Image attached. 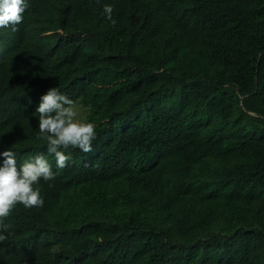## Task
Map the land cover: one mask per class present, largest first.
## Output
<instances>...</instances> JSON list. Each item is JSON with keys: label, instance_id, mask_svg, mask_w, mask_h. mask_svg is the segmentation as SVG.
Instances as JSON below:
<instances>
[{"label": "trees", "instance_id": "1", "mask_svg": "<svg viewBox=\"0 0 264 264\" xmlns=\"http://www.w3.org/2000/svg\"><path fill=\"white\" fill-rule=\"evenodd\" d=\"M113 5L117 23L102 15ZM0 30V151L38 153L49 88L96 126L0 264H264V0H29Z\"/></svg>", "mask_w": 264, "mask_h": 264}, {"label": "clouds", "instance_id": "2", "mask_svg": "<svg viewBox=\"0 0 264 264\" xmlns=\"http://www.w3.org/2000/svg\"><path fill=\"white\" fill-rule=\"evenodd\" d=\"M28 8L29 0H0V30L19 31ZM113 12L112 4H103L102 15L115 26ZM33 114L38 117L37 139L46 143V154L38 153L18 166L14 145L0 151V244L11 235V225L5 220L17 205L25 209L44 207L40 183L56 177L48 157L54 158L57 169H63L72 159L71 150L88 153L96 139L95 124L82 121L76 101L57 87L49 88L40 97Z\"/></svg>", "mask_w": 264, "mask_h": 264}, {"label": "rangeland", "instance_id": "3", "mask_svg": "<svg viewBox=\"0 0 264 264\" xmlns=\"http://www.w3.org/2000/svg\"><path fill=\"white\" fill-rule=\"evenodd\" d=\"M79 113H82V110L79 108Z\"/></svg>", "mask_w": 264, "mask_h": 264}]
</instances>
